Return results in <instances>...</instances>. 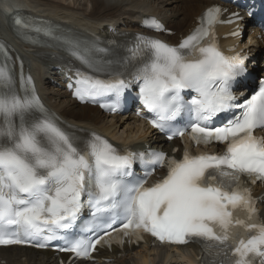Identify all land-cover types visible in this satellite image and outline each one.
<instances>
[{"label": "snow or ice", "instance_id": "snow-or-ice-1", "mask_svg": "<svg viewBox=\"0 0 264 264\" xmlns=\"http://www.w3.org/2000/svg\"><path fill=\"white\" fill-rule=\"evenodd\" d=\"M220 15V8L208 9L175 46L138 35L120 59L98 56L108 49L51 22L14 19L31 43L65 46L81 63L74 92L81 102L109 97L100 106L116 113L125 93L138 86L149 122L168 140L188 134L197 147L216 144L223 151L192 155L185 148L178 159L150 149L121 151L95 132L79 136L44 107L30 76L21 74L17 88L15 67L0 45V246L46 248L63 240L60 251L90 259L112 231L144 230L161 242H200L212 258L205 264H264V219L243 180L264 183V137L254 134L264 130V79L240 101L246 61L220 49ZM233 15L229 22H238L239 13ZM146 26L166 31L155 19ZM222 114L227 118L213 123ZM136 163L145 166L143 176L134 174ZM159 169L166 175L146 187ZM85 208L91 220L82 230L103 235L69 239ZM118 220L121 227L113 228Z\"/></svg>", "mask_w": 264, "mask_h": 264}, {"label": "bare ground", "instance_id": "bare-ground-1", "mask_svg": "<svg viewBox=\"0 0 264 264\" xmlns=\"http://www.w3.org/2000/svg\"><path fill=\"white\" fill-rule=\"evenodd\" d=\"M63 1L68 2V0H24L27 7L39 14L49 15L50 19L60 22L63 27L77 32L91 30L100 35L107 34L103 29L104 22L115 21L112 25L118 24L116 31L122 34L138 30L145 16L156 15L165 20L169 29L178 31V34L169 37L174 41L179 38V33H186L196 24L197 16L210 4L209 0H87L92 4V9L87 10L84 7H76V3L72 6L73 4H64ZM6 32L8 34L7 30ZM6 36L13 41L15 54L25 57V70L27 69L35 77L46 104L67 123L73 124L82 132L103 133L122 145L142 147L143 143L148 141L146 136L149 132L139 119L109 117L101 113L98 108L80 105L71 100L64 87L59 88L52 83L57 79L61 82L62 74L53 71L54 69H50L49 72L45 70L46 65L50 67L58 65L56 60L51 61L53 63L46 61L38 55L43 50H36V54L31 51L30 46L18 44L10 34ZM143 138L145 140L139 141ZM159 146L172 154L176 147L181 145L178 141L164 143L162 138L158 137L154 147ZM180 154L181 150L175 155ZM258 189L260 193L264 192L261 187ZM261 201V215L264 219V197ZM136 242L137 244L132 239H127L123 244L113 245L111 251H102L98 255L96 264H196L200 258V252L194 246L183 248L181 253H174L166 247H152L150 241L139 243L136 240ZM1 260L5 261L4 264H56L51 252L19 248L1 250L0 262Z\"/></svg>", "mask_w": 264, "mask_h": 264}, {"label": "rangeland", "instance_id": "rangeland-1", "mask_svg": "<svg viewBox=\"0 0 264 264\" xmlns=\"http://www.w3.org/2000/svg\"><path fill=\"white\" fill-rule=\"evenodd\" d=\"M51 1H54V0H51ZM154 1H156V0H154ZM69 3L73 4L72 6H74V3H76V5H75L76 7H81V8L84 7L87 10L92 9V4L90 2H88L87 0H68V2L67 1L64 2V4H69Z\"/></svg>", "mask_w": 264, "mask_h": 264}]
</instances>
